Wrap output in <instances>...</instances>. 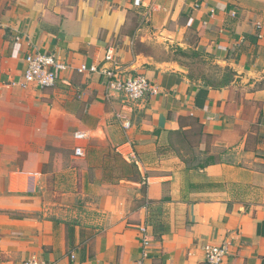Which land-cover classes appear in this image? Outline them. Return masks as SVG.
Returning a JSON list of instances; mask_svg holds the SVG:
<instances>
[{
    "label": "crops",
    "instance_id": "crops-1",
    "mask_svg": "<svg viewBox=\"0 0 264 264\" xmlns=\"http://www.w3.org/2000/svg\"><path fill=\"white\" fill-rule=\"evenodd\" d=\"M110 46L160 87L127 111V130L101 76L75 69ZM172 47L228 69L230 83L152 52ZM33 51L71 63L55 87L21 84ZM91 140L127 148L132 203L74 167L72 148L95 157ZM74 188L97 216L69 217ZM223 242V264H264V0H0V264H207L204 245Z\"/></svg>",
    "mask_w": 264,
    "mask_h": 264
},
{
    "label": "built area",
    "instance_id": "built-area-1",
    "mask_svg": "<svg viewBox=\"0 0 264 264\" xmlns=\"http://www.w3.org/2000/svg\"><path fill=\"white\" fill-rule=\"evenodd\" d=\"M120 53L114 46L108 47L98 63L90 65L82 63L75 67L80 73H98L103 81L106 90V97L116 96L121 104V111L116 117L124 129L133 126L127 111L134 110L148 97L160 92V87L153 82L146 74L137 71L131 66H122ZM25 69L21 84L25 87L33 86L38 89H50L56 86L60 73L67 72L71 68V63L62 59L52 52L33 51L25 57ZM87 137L85 131L75 132V138L84 139ZM76 155H84L81 146L75 148ZM149 201L144 207L148 209ZM143 245L147 246L150 241L147 223L139 226ZM205 261L207 264H223L229 253L228 243L220 244L207 243L204 245ZM23 264H46L36 256H31Z\"/></svg>",
    "mask_w": 264,
    "mask_h": 264
},
{
    "label": "rangeland",
    "instance_id": "rangeland-1",
    "mask_svg": "<svg viewBox=\"0 0 264 264\" xmlns=\"http://www.w3.org/2000/svg\"><path fill=\"white\" fill-rule=\"evenodd\" d=\"M152 52L158 59L175 58L179 56L177 54L184 55V57L189 58L188 61L186 60L188 63L193 59L196 63V65L194 66L196 74L209 75L208 77L206 76V78L209 79L210 81L215 80V78H217L222 73L223 74L230 73L228 69H223L219 67L218 65L214 64L212 60L208 59L202 54H198V53L187 54L185 52L184 53L181 52L180 50H176L174 47L170 48L169 50L156 48ZM119 124L121 126L120 122ZM193 139L196 140L197 137L192 136V139L189 140L192 142ZM90 145L96 146L97 152H94L95 157H93L91 161L88 162L80 161L78 160L79 158L76 157L79 156L80 158H83V156H85L86 153L84 155H76L75 150H73L72 148L71 152L72 155L74 156L73 158L74 167H76L78 171L82 169H87L89 173L90 182L95 183L96 185L108 187V191H107L108 194L115 193L116 195H119L122 199L126 200L127 202L132 203L136 199L135 197L137 196V190H138L132 184V182L135 181L136 179L138 180L139 178L136 174L135 168L130 167L128 165V161L124 158L125 157L124 151L125 150L127 151V148L122 147V149H120V146L116 148L113 147L111 144H107L104 141L98 142V140L96 141L91 140ZM82 180L83 179L82 177H80V174L78 173L76 175L74 174L73 186L74 187L77 186L80 189L81 186L83 185L81 183ZM140 190H144V185H142V188ZM67 198L73 205L72 211H67L71 213V216L69 217L77 216L78 218H80L83 217V215H86L87 217L97 216L98 212L94 210H89L85 206V202L87 200L90 201L94 200L93 197L77 194L74 188V193L72 194V196H69Z\"/></svg>",
    "mask_w": 264,
    "mask_h": 264
},
{
    "label": "trees",
    "instance_id": "trees-1",
    "mask_svg": "<svg viewBox=\"0 0 264 264\" xmlns=\"http://www.w3.org/2000/svg\"><path fill=\"white\" fill-rule=\"evenodd\" d=\"M177 50H180L181 52H187L186 50H184V49H182V48H180V47H178L177 48ZM198 52H195V54H197ZM198 54H201V53H198ZM232 72L230 71V73L229 74H224L223 75V78L222 79H220V80H213V81H211V83H212V85H214V86H223V85H226V84H228V83H230V81H231V79L230 78H232V74H231ZM199 132L201 133V134H203V132H202V130L201 129H199ZM199 132H197L196 134H198ZM128 165L130 166V167H132L133 168V165H132V163H128ZM72 229H70V236L72 235Z\"/></svg>",
    "mask_w": 264,
    "mask_h": 264
}]
</instances>
